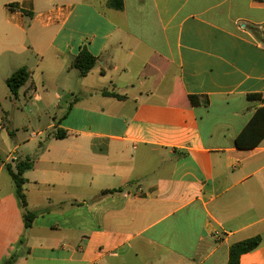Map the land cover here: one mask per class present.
<instances>
[{"label":"crops","instance_id":"obj_1","mask_svg":"<svg viewBox=\"0 0 264 264\" xmlns=\"http://www.w3.org/2000/svg\"><path fill=\"white\" fill-rule=\"evenodd\" d=\"M123 1L0 0L5 97L63 113L9 143L0 102V264H229L256 236L240 264H264V140L236 145L264 97V0ZM27 158L28 229L7 171Z\"/></svg>","mask_w":264,"mask_h":264},{"label":"trees","instance_id":"obj_2","mask_svg":"<svg viewBox=\"0 0 264 264\" xmlns=\"http://www.w3.org/2000/svg\"><path fill=\"white\" fill-rule=\"evenodd\" d=\"M109 5L111 8L122 11L124 9L123 0H109ZM8 8L13 11H20L25 15L30 17L33 16L32 13L20 9L18 4L8 5ZM97 58L94 57L87 49H83L82 52L75 58L72 63V68L79 71L80 75L87 76L97 65ZM30 78V73L27 68H21L16 71L8 80L7 84L13 97L17 98L20 89L26 85ZM106 96H113L118 99H125L124 96L115 95L113 93H104ZM249 100L259 101L262 107L255 113L251 121L247 124L242 133L238 136L236 140V145L239 149H252L260 145L264 140V97L262 95H249ZM190 104L194 107L198 106H208L209 99L207 97L201 96H190ZM67 132L63 130H57L55 133L56 138L64 139L67 137ZM33 168V161L31 159H24L16 164V169L14 170L11 165L7 166V171L10 174L15 187L16 195L20 202L22 209L24 210V220L26 228H31L36 215L28 210V202L26 194L24 191V186L27 180L24 178V174ZM262 238L256 236L234 244L230 248L229 254V264H240V258L242 255L252 252L260 246ZM13 259H10L6 264H10Z\"/></svg>","mask_w":264,"mask_h":264},{"label":"rangeland","instance_id":"obj_3","mask_svg":"<svg viewBox=\"0 0 264 264\" xmlns=\"http://www.w3.org/2000/svg\"><path fill=\"white\" fill-rule=\"evenodd\" d=\"M5 89H8L5 83L0 85V102L8 112V121L3 123V131L9 143L13 141L12 138L14 139L13 133L19 138L28 139L34 131H47L49 125L56 121L55 117L60 118L63 115L61 110L55 109V105L36 102L31 104L23 97L20 100L7 99ZM5 158V155L0 151V161Z\"/></svg>","mask_w":264,"mask_h":264},{"label":"built area","instance_id":"obj_4","mask_svg":"<svg viewBox=\"0 0 264 264\" xmlns=\"http://www.w3.org/2000/svg\"><path fill=\"white\" fill-rule=\"evenodd\" d=\"M12 161L13 162H17L18 161V158L17 157H12Z\"/></svg>","mask_w":264,"mask_h":264}]
</instances>
